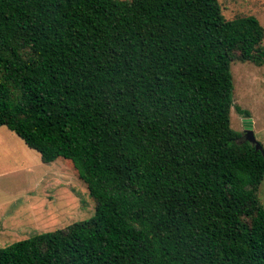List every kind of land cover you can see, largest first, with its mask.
<instances>
[{"label": "trees", "instance_id": "trees-1", "mask_svg": "<svg viewBox=\"0 0 264 264\" xmlns=\"http://www.w3.org/2000/svg\"><path fill=\"white\" fill-rule=\"evenodd\" d=\"M263 40L219 0H0V127L95 205L0 264H264V156L230 120Z\"/></svg>", "mask_w": 264, "mask_h": 264}, {"label": "rangeland", "instance_id": "rangeland-1", "mask_svg": "<svg viewBox=\"0 0 264 264\" xmlns=\"http://www.w3.org/2000/svg\"><path fill=\"white\" fill-rule=\"evenodd\" d=\"M219 1L226 19L251 15L264 27V0ZM231 74V126L243 133L244 120L250 119L254 137L264 148V64L235 61ZM257 195L264 207V179ZM94 206L67 161L43 163L14 132L0 127V248L89 219Z\"/></svg>", "mask_w": 264, "mask_h": 264}, {"label": "water", "instance_id": "water-1", "mask_svg": "<svg viewBox=\"0 0 264 264\" xmlns=\"http://www.w3.org/2000/svg\"><path fill=\"white\" fill-rule=\"evenodd\" d=\"M244 121H245V129H244V131H245V139L247 141H249L250 143L254 144L255 148L257 150L261 151L263 156H264V150H263L261 144H259L257 142V140L255 139V137H254V134H253V131H252V127H253L252 126V121L250 119H245Z\"/></svg>", "mask_w": 264, "mask_h": 264}, {"label": "flooded vegetation", "instance_id": "flooded-vegetation-1", "mask_svg": "<svg viewBox=\"0 0 264 264\" xmlns=\"http://www.w3.org/2000/svg\"><path fill=\"white\" fill-rule=\"evenodd\" d=\"M244 133H245V131H244Z\"/></svg>", "mask_w": 264, "mask_h": 264}]
</instances>
